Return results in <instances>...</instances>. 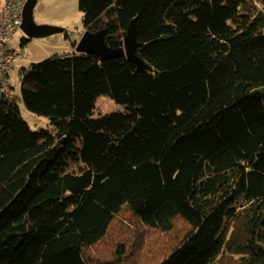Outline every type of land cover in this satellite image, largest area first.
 I'll use <instances>...</instances> for the list:
<instances>
[{"label":"trees","instance_id":"obj_1","mask_svg":"<svg viewBox=\"0 0 264 264\" xmlns=\"http://www.w3.org/2000/svg\"><path fill=\"white\" fill-rule=\"evenodd\" d=\"M79 9L112 48L136 19L152 70L77 52L32 65L39 131L0 96V264H264V0ZM100 96L126 112L94 117Z\"/></svg>","mask_w":264,"mask_h":264},{"label":"rangeland","instance_id":"obj_2","mask_svg":"<svg viewBox=\"0 0 264 264\" xmlns=\"http://www.w3.org/2000/svg\"><path fill=\"white\" fill-rule=\"evenodd\" d=\"M34 20L39 25H49L64 29L62 33L31 39L25 46L21 40L26 37L19 29L7 47L14 50L18 60L9 69V81L12 86V99L19 107L20 114L33 131L50 127V120L26 109L21 101V76L34 64H39L54 56H70L76 48L72 43L79 41L84 33L83 14L79 9V0H38L34 9ZM126 112V107L116 104L108 96H100L96 100L94 117L112 113Z\"/></svg>","mask_w":264,"mask_h":264},{"label":"water","instance_id":"obj_3","mask_svg":"<svg viewBox=\"0 0 264 264\" xmlns=\"http://www.w3.org/2000/svg\"><path fill=\"white\" fill-rule=\"evenodd\" d=\"M38 0H26L22 12V24L20 29L24 32L27 39L46 38L59 33L64 29L49 26L39 25L34 20V9ZM106 29H101L97 32H84L77 43V53L95 55L101 62L125 57L127 61L133 63L137 70H149L144 61H142L136 51L143 46V43L138 41V33L136 29V19L128 26L123 39V46L120 48H112L106 43Z\"/></svg>","mask_w":264,"mask_h":264},{"label":"built area","instance_id":"obj_4","mask_svg":"<svg viewBox=\"0 0 264 264\" xmlns=\"http://www.w3.org/2000/svg\"><path fill=\"white\" fill-rule=\"evenodd\" d=\"M26 0H6L0 12V96L12 98L8 71L19 58L6 56L4 46L9 43L22 24V12Z\"/></svg>","mask_w":264,"mask_h":264},{"label":"crops","instance_id":"obj_5","mask_svg":"<svg viewBox=\"0 0 264 264\" xmlns=\"http://www.w3.org/2000/svg\"><path fill=\"white\" fill-rule=\"evenodd\" d=\"M6 0H0V12L3 10L4 6H5ZM84 34V33H83ZM82 37V36H81ZM77 41V40H75ZM10 76V75H9Z\"/></svg>","mask_w":264,"mask_h":264}]
</instances>
